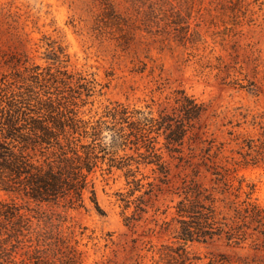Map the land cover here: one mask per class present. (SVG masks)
<instances>
[{
    "label": "trees",
    "instance_id": "16d2710c",
    "mask_svg": "<svg viewBox=\"0 0 264 264\" xmlns=\"http://www.w3.org/2000/svg\"><path fill=\"white\" fill-rule=\"evenodd\" d=\"M90 1L98 9L94 29L116 41L123 52L130 53L143 33L163 36L169 42L199 41V32L191 31L189 24L196 0L186 4L182 0H124V12L116 0ZM210 2L228 19L223 22L229 29L242 27L243 20L256 25L264 9L261 0ZM38 47L46 66L26 59L23 69L14 64L0 78V191L8 196L0 199V264H83L79 242L63 235L52 217L34 216L32 204L64 202L85 208L88 194L93 208L106 216L92 174L122 171L129 189L116 192L115 197L123 208L125 224L130 225L137 213L145 212L144 197L154 189V183L148 182L144 193L136 196L145 187L143 178H138L141 168L154 167L165 183L170 167L164 150L183 160L187 138L206 106L179 91L172 113L163 109L155 115L115 102L98 118L86 119L81 109L87 99L102 95L104 86L88 70L69 71L71 58L63 37L44 34ZM139 61L143 64L138 71L143 72L146 63ZM239 85L254 96L261 92L254 80ZM225 125L231 126L227 132L232 138L230 148L215 139L201 141L204 161L214 164L218 157L212 167L213 185L193 179L178 192L176 238L182 245L176 250L167 247L162 253L167 261L195 264L185 248L188 242L207 243L225 236L240 244L250 230L264 237V206L254 198L257 184L239 173L241 168L264 165V111L236 107ZM243 126L259 128L260 133L257 137L235 134ZM132 205V215L126 214ZM218 214H223L222 221ZM35 220H43V226ZM20 249L23 259L17 258Z\"/></svg>",
    "mask_w": 264,
    "mask_h": 264
},
{
    "label": "rangeland",
    "instance_id": "374dc122",
    "mask_svg": "<svg viewBox=\"0 0 264 264\" xmlns=\"http://www.w3.org/2000/svg\"><path fill=\"white\" fill-rule=\"evenodd\" d=\"M116 1L120 10L126 11L124 0ZM182 1L186 4L189 0ZM97 10L90 0H0V78L14 64L23 69L26 59L46 66L40 58L39 39L52 34L63 37L67 44L69 71L77 74L88 70L104 86L102 95H93L81 109L86 119L98 118L108 104L115 102L151 110L155 115L163 109L172 113L179 91L203 103L206 111L187 138L182 161L164 150L170 167L165 183L153 172L154 167L141 168L138 178H143L145 187L136 196L144 193L148 182L154 183V189L144 197L145 212L137 213L130 225L125 224L123 208L115 197L116 192L129 189L122 171L92 174L106 216L93 208L88 194L85 208L64 202L32 204L33 215L52 217L63 235L78 241L83 264H175V260L163 259L162 253L168 246L176 250L182 245L176 238L178 192L184 182L193 179L213 185L212 167L218 162V157L214 164L203 160L201 141H223L228 149L231 126L225 124L234 109L244 106L252 112L264 111V9L256 25L243 20L242 27L230 28V32L231 26L223 22L228 19L210 0H196L189 19L191 31L199 32L196 44L163 41V36L143 33L130 53L121 51L116 41L94 29ZM139 60L146 63L143 72L138 71L143 64ZM248 79L260 84L258 96L240 87L239 83L247 84ZM259 133V128L248 126L235 132L252 137ZM239 173L256 182L254 198L264 206V165L241 168ZM0 199L8 196L0 191ZM134 209L132 205L126 214L132 215ZM218 218L222 221L223 214ZM35 223L41 227L44 221ZM185 248L188 257L196 259L195 264H264V237L252 230L240 244L223 236L207 243L188 242ZM22 252L18 251V259L25 258Z\"/></svg>",
    "mask_w": 264,
    "mask_h": 264
}]
</instances>
